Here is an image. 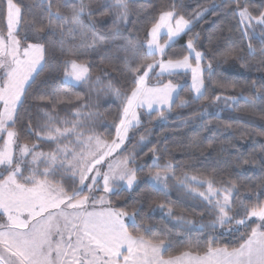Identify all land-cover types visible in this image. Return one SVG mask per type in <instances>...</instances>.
I'll list each match as a JSON object with an SVG mask.
<instances>
[{
  "label": "snow or ice",
  "instance_id": "snow-or-ice-1",
  "mask_svg": "<svg viewBox=\"0 0 264 264\" xmlns=\"http://www.w3.org/2000/svg\"><path fill=\"white\" fill-rule=\"evenodd\" d=\"M0 3L4 5L0 19L6 22L0 29V264H264V200L259 194L255 203L242 200L240 192L245 185L231 173L193 169L178 176V166L158 155L155 148L147 176L141 181L144 169L136 164L135 156L127 154V149L120 151L130 140L129 133L141 125V110L149 118L166 119V113L174 107L209 99L205 76L209 80L216 77L213 61L217 56L233 57L243 64L247 57H254L257 29L264 56V6L253 11L248 0H228V6H234L232 12L241 35L248 40L247 57L241 54L243 49L235 46L223 52L211 47L208 51L199 50L201 34L196 33L186 43V54L166 58V49L186 30L190 31L193 20L201 19L209 9L186 18L175 4L162 7L146 32V45L126 41L113 45L119 50L109 54L105 46L112 41L98 35L94 23H85L84 14L87 11L91 18L114 12L116 20L123 22L129 15L130 0H106L95 6L79 0L67 13L55 0H45L40 13L22 11L18 0ZM215 8L213 5V12ZM162 30L167 37L163 43ZM117 38L119 33L113 39ZM213 39L211 35L206 37L209 45ZM227 39L231 41V36ZM56 47L66 57V80L94 83L98 91L120 101V115L113 121L114 136L105 137L96 130L102 115L89 105H78L70 116L61 117L60 105L80 99L67 89L31 93L44 70L49 49ZM93 54L101 55L102 62L114 70L120 71L123 65L130 81L126 92L111 80L105 82L96 77L92 81L91 65L80 59ZM181 70L191 71V101L181 98L180 86L170 79ZM153 77L155 84L150 82ZM165 78L167 83L162 82ZM216 82L222 88L235 87L226 79ZM30 95L41 123L33 125L29 117L23 129H17L19 109ZM221 99L219 95L213 98L214 102ZM238 99L223 97L226 104L231 101L233 105ZM28 134H34L37 142L21 144L22 137ZM42 142L54 147L42 151ZM170 180H175L180 191L198 199L214 215L213 230L219 225L227 227L230 234H238V245L217 247L213 237L202 254L186 251L168 256L172 244L167 236L156 234L142 221L137 223L142 209L130 213L112 207V197L139 189L141 182L167 197ZM247 187L254 191L256 186ZM259 187L264 189V178ZM237 202L242 214H233ZM160 207L166 205L162 203ZM168 214L174 216L171 207ZM177 219L185 223L183 217ZM200 228L203 230L204 225ZM188 247L201 246L189 240Z\"/></svg>",
  "mask_w": 264,
  "mask_h": 264
},
{
  "label": "trees",
  "instance_id": "trees-1",
  "mask_svg": "<svg viewBox=\"0 0 264 264\" xmlns=\"http://www.w3.org/2000/svg\"><path fill=\"white\" fill-rule=\"evenodd\" d=\"M18 2L22 11L27 12L31 9L34 13H40L45 0H18ZM55 2L61 6L62 11L67 13L71 6L79 3V0H55ZM88 2L95 6L105 3L106 0H85V3ZM171 4L177 5V10L186 18L205 8L209 11L204 12L201 19H194L191 30H186L174 40L173 46L166 49V58H176L186 54V43L196 33L201 34L197 42L199 50L208 51L211 47L223 52L235 46L243 49L241 54L247 57L248 40L242 37L237 19L232 12L234 6H228V0H130V10L126 21L116 20L114 12L90 18L86 11L84 22L94 23L98 35L112 41L105 46L111 54L119 50L113 45L119 46L126 41L146 45V32L150 29L153 20L162 7ZM248 4L253 11H259L261 6H264V0H248ZM213 5L216 6L215 12L212 11ZM3 6V3H0V8ZM5 26L6 22L0 19V29ZM24 27L26 28L27 25ZM117 33L119 38L113 39ZM209 35L214 37L211 45L206 40ZM229 36L231 41L227 39ZM253 45L256 50L255 56L247 57L243 64L233 57L226 59L216 57L213 61L216 77L209 80L205 76L209 99L192 103L191 106L174 107L171 112L166 113V119L149 118L145 112H142L141 125L130 132V140L121 150L123 152L127 149V154L135 156L136 164L144 169L141 181L147 176L153 159L152 149L155 148L158 155L163 156L165 160H171L178 166L176 173L178 176L184 171L193 169L200 172L216 170L221 174L231 173L233 178L245 185L240 192L242 200L255 203L257 194L264 200V189L259 187L264 178V63H262L264 56L261 55L259 29L256 31ZM143 51H147L146 46ZM120 54L123 55L122 52ZM209 55L211 56V52ZM65 59L66 57L61 55L58 47L50 48L46 55L44 70L32 85L31 93L51 91L53 88L67 89L74 97L78 95L80 99H74L71 104L60 105L59 115L70 116L78 105H89L92 111L102 115L96 123V130L105 137H109V134L114 136L113 121L120 115V101L111 94L98 91L94 83L70 85L65 82L63 69ZM80 62L91 65L93 82L96 77H101L105 82L111 80L112 84L120 88L122 92H126L130 87L123 65H120V71L114 70L103 63L101 55L97 54L82 57ZM203 64L206 65L207 61ZM167 79L165 78L162 82L167 83ZM170 79L180 86L178 91L181 98L191 101L194 95L189 83L190 74L178 73ZM217 79H226L235 87H219ZM150 82L155 84L157 81L153 77ZM216 95L222 97L221 101L214 102L213 98ZM225 96H237L239 99L234 105L231 101L226 104L223 101ZM19 115L17 129H23L29 117L33 125L38 126L41 123L38 109L31 95L19 109ZM142 136L144 140L141 142ZM25 142L35 143L37 137L34 134H28L20 141L21 144ZM51 147L54 145L50 146L47 142L39 143V149L42 151H50ZM238 160L239 167H237ZM244 160L248 163H243ZM169 185V194L165 197L141 182L139 189L125 190L120 192L118 197H112V207L124 208L130 213L142 209L137 223L142 221L155 229L156 234L167 236L172 244L167 253L168 256H178L186 251L193 253L201 251L202 254L203 247L213 237L216 238L215 246L217 247L238 245L239 235L228 233L227 227L221 228L217 225L213 230L214 215L207 211L203 203L180 191L175 180H170ZM247 185H255V190L253 191ZM162 203L166 205L163 209L160 207ZM169 207L173 209L174 216L168 214ZM235 213H243L239 202L234 208L233 214ZM177 217H183L185 223L182 224ZM201 224L204 225L203 230L200 228ZM221 233L224 235L221 236ZM189 240L199 243L201 247L190 249Z\"/></svg>",
  "mask_w": 264,
  "mask_h": 264
},
{
  "label": "rangeland",
  "instance_id": "rangeland-1",
  "mask_svg": "<svg viewBox=\"0 0 264 264\" xmlns=\"http://www.w3.org/2000/svg\"><path fill=\"white\" fill-rule=\"evenodd\" d=\"M182 35V34H181ZM180 37V36H179ZM167 37H166V35H165V31L164 30H162V32H161V43H163L164 42V40L166 39ZM178 38V37H177ZM176 38V39H177ZM175 39V40H176ZM146 50H147V48H146ZM194 66V65H193ZM179 73H185L183 70H181ZM186 73H189L190 74V88H191V71L189 70L188 72H186ZM65 79V78H64ZM65 82H67L68 84H70V85H78V84H80V83H76V82H73V81H69V80H66L65 79ZM179 90V89H178ZM193 93V92H192ZM193 95H194V93H193ZM141 112H145L146 113V111L145 110H141ZM130 134V133H129ZM0 144H2V140H0ZM127 144V141L125 142V144H124V146L120 149V151L125 147V145Z\"/></svg>",
  "mask_w": 264,
  "mask_h": 264
}]
</instances>
